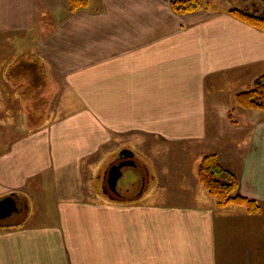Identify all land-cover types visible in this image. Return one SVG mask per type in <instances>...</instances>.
I'll use <instances>...</instances> for the list:
<instances>
[{
  "label": "crops",
  "instance_id": "crops-1",
  "mask_svg": "<svg viewBox=\"0 0 264 264\" xmlns=\"http://www.w3.org/2000/svg\"><path fill=\"white\" fill-rule=\"evenodd\" d=\"M172 1L0 0V95L45 113L14 137L0 120V200L26 210L0 225V264H264V111L235 103L264 72V30ZM11 37L30 56L6 73ZM120 149L151 179L128 202L99 173ZM207 155L258 213L218 207L197 178Z\"/></svg>",
  "mask_w": 264,
  "mask_h": 264
},
{
  "label": "trees",
  "instance_id": "trees-1",
  "mask_svg": "<svg viewBox=\"0 0 264 264\" xmlns=\"http://www.w3.org/2000/svg\"><path fill=\"white\" fill-rule=\"evenodd\" d=\"M88 0H69L70 10L73 12L78 8L85 7ZM173 10L178 14L194 12L199 8L197 0H175L171 2ZM229 13L239 17L247 24L260 30H264V18L244 14L240 10H229ZM236 105L245 110L264 111V72L257 76L251 86L235 95ZM197 178L209 195L217 200L218 207L238 205L245 208L250 214L258 213L259 205L251 199L238 194V179L228 169L223 167L215 155L203 157L198 165ZM139 197V196H138ZM133 199L113 198L120 202H128ZM3 224L0 222V225Z\"/></svg>",
  "mask_w": 264,
  "mask_h": 264
},
{
  "label": "rangeland",
  "instance_id": "rangeland-1",
  "mask_svg": "<svg viewBox=\"0 0 264 264\" xmlns=\"http://www.w3.org/2000/svg\"><path fill=\"white\" fill-rule=\"evenodd\" d=\"M251 1L253 0H197V2L199 3V7H206V8H214L215 6L220 8V9H224V10H233V9H238V10H242L243 8H245V5H249L251 3ZM26 38H10L8 40L4 41V55L2 56V58L5 59V61H7L6 66H7V70L6 73L10 72V68L13 67L14 68V62L18 61V59L20 57H22V59H24V56H30L28 53V50L25 47L26 43ZM19 56V57H14V61L10 63V60L12 59V57L14 56L13 53ZM21 69L19 67V71L23 70V66L20 64ZM39 68V66H38ZM5 73V75H6ZM27 73L21 75L24 76ZM20 76V75H19ZM7 80V79H6ZM22 88H18V95L19 93L22 91ZM5 95H0V120H2L1 124L5 127H8L9 125L13 126V135L11 134V136H17L18 134H21L22 132H27V131H32L34 130L33 128H36V126L38 127L40 125V121L37 120V117L39 116V114L44 115L45 113H38V112H32L34 110L30 109V105L29 104H25V97H20L21 99V105H18V97H14V96H9L7 95V91L4 92ZM16 95V96H18ZM28 102V100H27ZM10 104V105H8ZM16 106V107H15ZM45 111V110H43ZM10 136V137H11ZM111 146H114L113 144ZM107 150V149H106ZM122 150H127V149H120L118 152H116L115 155H113L112 157L107 158L105 160H103V170L101 169L99 171V173L101 172L102 176L101 177V181L103 184V190L104 192H106L108 194V196H111L112 198H117L114 194H111L108 190V186L106 183V177H107V172L109 167H107L108 164H110L112 161L115 160V158L121 154ZM132 151V150H131ZM130 152V151H129ZM138 159V157H136ZM135 159V160H137ZM133 161V160H132ZM143 162V161H142ZM133 163H135L133 161ZM136 164V163H135ZM125 167H130L128 164L122 165L121 167H118V171L115 175V179L112 184L113 186H117V189L123 190L124 185L127 184L126 181L127 179H129V176L132 173H138L137 175V185L134 186L133 191L134 190H140L141 193L143 192L146 193L147 189L149 188V186L151 185V179L150 178H146L145 174L143 173V171L140 170V168L136 167L135 165H133L132 170L130 172V170H127L125 172H123L125 170ZM123 172V173H122ZM123 174V176H122ZM122 176V178H121ZM104 179V180H103ZM129 181V180H128ZM96 187H100V183L96 182ZM140 188V189H139ZM140 193V194H141ZM99 194V191H98ZM26 214V210L21 208L20 212H14L11 216L5 218L4 220H1V223H8V222H15L17 221L19 218L24 217V215ZM36 221V220H35Z\"/></svg>",
  "mask_w": 264,
  "mask_h": 264
},
{
  "label": "water",
  "instance_id": "water-1",
  "mask_svg": "<svg viewBox=\"0 0 264 264\" xmlns=\"http://www.w3.org/2000/svg\"><path fill=\"white\" fill-rule=\"evenodd\" d=\"M122 153L125 156V158H131L132 157V154L128 151H123ZM125 164H128L129 166L135 165V163H133V161H126V162H123L119 165H115V166L111 167L110 170L108 171L107 185H108L109 191L112 194H114L117 198L133 199V198L140 195V193H141L140 188H139L140 190H134L131 192H124V191H120V189H117V186H113V184H112L113 182L116 181L115 175L118 171V167H121L122 165H125ZM114 179H115V181H114ZM20 211H21V203L14 196H9V197H6V198L0 200V221L11 216L14 212H20Z\"/></svg>",
  "mask_w": 264,
  "mask_h": 264
},
{
  "label": "flooded vegetation",
  "instance_id": "flooded-vegetation-1",
  "mask_svg": "<svg viewBox=\"0 0 264 264\" xmlns=\"http://www.w3.org/2000/svg\"><path fill=\"white\" fill-rule=\"evenodd\" d=\"M236 10H238V9H236ZM240 11H242L244 14L249 15V16L264 18V0H253V1H251V3L249 5H247V6L245 5V8H243ZM123 151H128V150H122V152ZM122 152L120 155H118L115 158L114 161H112L110 163L108 171L110 170L111 167H113L115 165H119V164L126 162V161H132L133 160L135 163H138L135 160V157L133 156V154L131 152H130L132 154L131 158H125V156L123 155ZM106 180H107V177H106Z\"/></svg>",
  "mask_w": 264,
  "mask_h": 264
}]
</instances>
